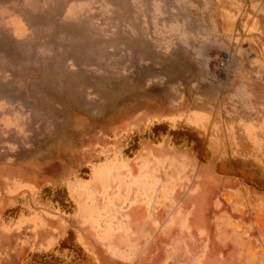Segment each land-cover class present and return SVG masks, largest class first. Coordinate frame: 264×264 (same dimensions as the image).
<instances>
[{"label":"rangeland","instance_id":"374dc122","mask_svg":"<svg viewBox=\"0 0 264 264\" xmlns=\"http://www.w3.org/2000/svg\"><path fill=\"white\" fill-rule=\"evenodd\" d=\"M262 244L264 0H0V264Z\"/></svg>","mask_w":264,"mask_h":264},{"label":"crops","instance_id":"0c3cea01","mask_svg":"<svg viewBox=\"0 0 264 264\" xmlns=\"http://www.w3.org/2000/svg\"><path fill=\"white\" fill-rule=\"evenodd\" d=\"M262 248L264 249V244H262ZM261 264H264V262H262Z\"/></svg>","mask_w":264,"mask_h":264}]
</instances>
